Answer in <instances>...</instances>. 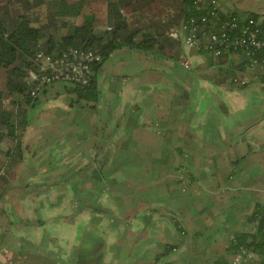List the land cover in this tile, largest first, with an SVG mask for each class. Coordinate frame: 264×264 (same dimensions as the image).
<instances>
[{"label": "crops", "instance_id": "0c3cea01", "mask_svg": "<svg viewBox=\"0 0 264 264\" xmlns=\"http://www.w3.org/2000/svg\"><path fill=\"white\" fill-rule=\"evenodd\" d=\"M217 1L264 16V0ZM175 13L141 19L170 35ZM172 38L175 58L124 46L103 59L95 101L58 82L22 104V159L10 165L11 137L0 147V264H227L232 238L258 232L264 80L246 67L244 87L219 84L229 61Z\"/></svg>", "mask_w": 264, "mask_h": 264}, {"label": "trees", "instance_id": "16d2710c", "mask_svg": "<svg viewBox=\"0 0 264 264\" xmlns=\"http://www.w3.org/2000/svg\"><path fill=\"white\" fill-rule=\"evenodd\" d=\"M103 1L106 2L107 11L106 15L100 18L87 9L91 0H0V141L5 136L14 140L13 146L6 153L11 166L23 157L19 130L24 129L26 125L27 111L20 106L24 103L35 104L41 90L47 87H43L33 96L35 85L28 84L26 80L31 72L38 69L35 64L37 52L44 51L56 57L69 48L97 50L102 58L95 66L96 73L103 59L124 46L175 58L179 53L180 43L166 31H148V24L141 17L146 16L150 21V16L155 17L162 14L166 8H174L176 13L172 21L183 22L190 18L200 20L201 16L208 14L213 7V0H201L199 6L195 4V0ZM45 4L48 7L46 21L33 25L37 17L33 19L29 13ZM218 9L220 20L229 16L244 18L243 13L237 11L224 13L220 5ZM126 13L133 15V19H128ZM246 15L255 18L261 16L255 12H248ZM78 17L81 21L76 24L74 21ZM212 22L215 23V20ZM153 26L157 27L156 24ZM218 28L219 25L215 24L212 30ZM231 55L234 57L236 54ZM237 55L241 63L227 58L230 55L220 57L229 61V66L220 69L214 77L215 82H230V78L233 80L237 72L248 66L251 57L244 52H238ZM255 57L264 60V47L254 52L253 58ZM68 88L69 92H75L80 98L90 101L97 99L95 77L88 85ZM253 218L258 219V232L253 235H235V241L231 240L229 247L236 251L239 245H250L247 243L248 238H256L258 243L253 244V250L261 256L264 254V235L261 234L264 227V210L257 211Z\"/></svg>", "mask_w": 264, "mask_h": 264}, {"label": "built area", "instance_id": "2783aa9c", "mask_svg": "<svg viewBox=\"0 0 264 264\" xmlns=\"http://www.w3.org/2000/svg\"><path fill=\"white\" fill-rule=\"evenodd\" d=\"M200 1L195 0V4L199 6ZM212 5L209 13L202 15L200 20L190 18L183 21L179 28L170 33V36L181 38V42L187 47L202 50L215 58L232 53L238 57V52H244L251 57L247 67L257 69L264 80V60L253 58L254 52L264 47V16L255 18L245 15L242 19L238 16H229L220 20L218 1L213 0ZM212 20H215V23ZM215 24L219 25V28L212 30ZM107 28L110 29V27ZM101 58L97 50L78 47L63 50L56 57L44 51L37 52L35 64L38 69L31 72L26 79L28 84L35 85L32 95H36L43 87L58 82L71 87L88 85L96 75L95 66ZM178 63L185 68H191V62L183 55ZM233 82L237 87L247 85L244 79L238 77H234ZM256 223L258 225V219ZM261 234L264 235V227L261 229ZM232 241H235L234 237ZM247 243L250 245L238 246L233 259L227 264H245L250 260L255 253L253 244H257L258 240L248 238ZM260 257L261 264H264V254Z\"/></svg>", "mask_w": 264, "mask_h": 264}, {"label": "rangeland", "instance_id": "374dc122", "mask_svg": "<svg viewBox=\"0 0 264 264\" xmlns=\"http://www.w3.org/2000/svg\"><path fill=\"white\" fill-rule=\"evenodd\" d=\"M19 5V4H18ZM88 11L90 13H94L96 16L102 18L103 16L106 15V11H107V6H106V2H104L103 0H91L90 2V6L88 5L87 7ZM48 13V7L47 5H43L41 7H37L35 9H33L29 15L34 19L35 17H37V19L35 20V22L33 23V25H38L39 22H44L46 21V15ZM81 21V18H77L74 22L77 24ZM105 27V25H104ZM59 86V85H57ZM66 95H69V92H66ZM74 97H76L74 95ZM20 108H23V106H20ZM33 109V107H31V109L29 110V112H31ZM28 112V113H29ZM9 139L8 136H5L3 138V140L0 141V147H3L6 144V141Z\"/></svg>", "mask_w": 264, "mask_h": 264}]
</instances>
